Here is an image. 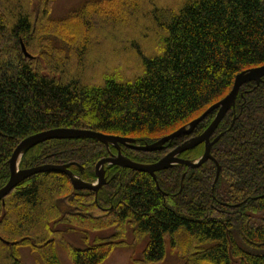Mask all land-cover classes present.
<instances>
[{
	"label": "trees",
	"instance_id": "obj_1",
	"mask_svg": "<svg viewBox=\"0 0 264 264\" xmlns=\"http://www.w3.org/2000/svg\"><path fill=\"white\" fill-rule=\"evenodd\" d=\"M53 2L0 0V188L31 134L74 127L153 143L223 99L239 72L264 64V0H94L60 18ZM215 114L163 149L127 153L157 161ZM221 132L215 160L174 165L157 180L117 165L98 192L75 189L64 172L26 178L0 200V264H23L21 247L61 264L57 245L75 264H98L131 230L133 244L145 243L144 263L163 261L169 241L183 264H264V77L242 85L211 139ZM204 151L200 143L181 156ZM111 152L91 137L51 139L28 149L20 167L70 164L94 181ZM105 230L84 248L67 238L87 243Z\"/></svg>",
	"mask_w": 264,
	"mask_h": 264
},
{
	"label": "water",
	"instance_id": "obj_2",
	"mask_svg": "<svg viewBox=\"0 0 264 264\" xmlns=\"http://www.w3.org/2000/svg\"><path fill=\"white\" fill-rule=\"evenodd\" d=\"M22 47L25 54L29 55V52L27 51L24 43L22 44ZM263 77L264 64L256 67H251L249 69H245L239 72L235 77L232 89L223 99L210 106L204 113H202V115L192 120L189 124L184 125L179 129L175 130L174 132L161 137L159 140L153 143L138 144L136 143V139L134 137L109 135L100 131L74 127H58L31 134L18 143L17 147L15 148L12 154V157L9 160L11 171L10 178L7 183L0 188V200L4 199L5 196L9 194L11 190L16 187L21 181L34 174L44 171H58L66 173L71 178L72 184L75 189H93L98 191L106 182L105 172L103 169L104 164L106 162H110L112 164L120 165L123 167H129L136 170L146 171L152 174L154 178H156L157 171L167 169L169 167L174 166L175 164L181 163L187 165L188 167H198L201 166L207 160H215L211 152L212 146L221 138L224 133L221 132L216 137L211 139L212 134L215 132L227 112L233 106H235L236 99L238 97L242 85L250 81H254L256 82V85H259L263 81ZM214 110H216L214 119L201 134L187 139L184 143L175 147L169 153H167L165 156H163L161 159L154 163L137 162L122 153L121 145H126L130 148L143 151H154L163 149L168 141L173 140L176 137H183L185 135L191 134L194 129L198 126V124ZM89 137L101 140L107 146L112 144L116 146L118 150V153L116 155L104 157L98 161L96 166L98 180L96 183L86 181L80 176L76 175L72 170L69 169L70 164H43L27 168H19V161L23 154L28 149L41 142H45L51 139H73ZM200 143L205 144V151L198 159L192 160L180 156L183 151L192 148ZM216 163L217 180L221 172V166L217 161ZM184 175L185 174H183V178ZM182 187L183 180L180 189H182Z\"/></svg>",
	"mask_w": 264,
	"mask_h": 264
},
{
	"label": "rangeland",
	"instance_id": "obj_3",
	"mask_svg": "<svg viewBox=\"0 0 264 264\" xmlns=\"http://www.w3.org/2000/svg\"><path fill=\"white\" fill-rule=\"evenodd\" d=\"M88 1L94 0H54L53 2V13L52 16L55 18H60L67 16L70 14L74 9L79 8L83 5V3ZM167 4H171L168 0H163ZM77 10V9H76ZM108 65V64H107ZM106 65V66H107ZM113 68V67H112ZM123 68V67H122ZM96 68H94L95 70ZM117 68H113L112 70L117 71ZM94 72V71H93ZM98 71L94 72L95 76L97 75ZM88 81L91 82V78H88ZM164 153H167L166 151ZM234 213V212H233ZM109 231V232H108ZM106 233L105 235L101 233ZM104 232L91 234L90 238L87 243L83 242L82 235L78 234H70L68 235V239L75 244L77 247H87L85 245L94 244L97 237L104 238L106 235H111V230H105ZM133 231H129L127 237L125 238L126 246L119 245L113 249L106 258L98 264H149L142 262L141 259V250L144 248V242L142 244H133L132 240ZM58 256L60 258L61 264H75L73 258L68 254L66 249L62 245H57ZM21 257L23 264H43L37 261L36 254L33 253L29 247H21L20 248ZM177 252L173 250L169 241H167V252L166 258L158 263H151V264H183V260H179L177 256Z\"/></svg>",
	"mask_w": 264,
	"mask_h": 264
},
{
	"label": "flooded vegetation",
	"instance_id": "obj_4",
	"mask_svg": "<svg viewBox=\"0 0 264 264\" xmlns=\"http://www.w3.org/2000/svg\"><path fill=\"white\" fill-rule=\"evenodd\" d=\"M123 152H124L127 156H129L128 153H127L126 148H123ZM111 165H113V164H108L107 170H108V168H109ZM106 172H107V171H106ZM108 181H109V179H108V172H107V174H106V184L108 183Z\"/></svg>",
	"mask_w": 264,
	"mask_h": 264
}]
</instances>
